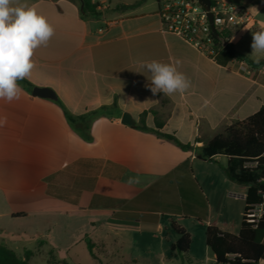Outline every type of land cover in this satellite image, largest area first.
Returning <instances> with one entry per match:
<instances>
[{
	"label": "crops",
	"instance_id": "crops-1",
	"mask_svg": "<svg viewBox=\"0 0 264 264\" xmlns=\"http://www.w3.org/2000/svg\"><path fill=\"white\" fill-rule=\"evenodd\" d=\"M223 1L246 8L253 17L251 30L238 32L232 41L241 59L226 65L164 33L158 0H92L98 4L96 17L82 15L81 0H26L55 29L47 46L35 50V68L27 79L52 88L59 103L25 89L18 101L0 100V117L7 118L0 127V238H14L5 245L17 248L20 235L32 230L31 221L82 218L95 228L99 215L106 216L111 229L157 224L168 216L192 237L185 220L202 222L205 230L216 225L238 233L236 205L247 187L227 177V158L201 160L195 151L134 127L147 111L148 127L160 120L161 131L200 147L264 106V53L251 54L252 32L264 23V0ZM257 57L263 63L253 65ZM151 60H180L178 70L191 87L153 96L145 87L147 73L136 72L139 62ZM62 106L76 115L106 108L107 115L91 125L92 142L71 128ZM124 112L132 115L134 125L121 122ZM186 164L206 200L201 221L185 213L181 200L179 177L186 181L181 168ZM170 172L175 177L164 182ZM129 178L134 182L128 183ZM172 197H177L179 211L173 210ZM186 198L192 208L193 200H200L187 191ZM80 236L92 241L87 232ZM211 255L206 259L215 261Z\"/></svg>",
	"mask_w": 264,
	"mask_h": 264
},
{
	"label": "trees",
	"instance_id": "trees-1",
	"mask_svg": "<svg viewBox=\"0 0 264 264\" xmlns=\"http://www.w3.org/2000/svg\"><path fill=\"white\" fill-rule=\"evenodd\" d=\"M216 1L211 0V3L214 4ZM81 2L83 3L81 11L83 16H98L97 3H92V0H81ZM214 32V38L219 44L215 61L226 65L233 59H241L234 48V44L226 40L231 36V33H220L216 30ZM262 63H253V65H260ZM19 83L23 89L32 92L34 85L28 79ZM56 102L59 103L58 100ZM62 109L71 128L86 142L93 141L91 135L93 121L107 115L105 107L93 109L80 115L71 113L63 106ZM147 113L146 111L140 115L139 122L134 125L135 128L152 132L158 137L174 143L184 151H195L196 156L201 160H212L215 156L219 155L225 156L227 164L223 169L227 177L231 181L247 187L244 197L245 205L238 233L222 231L216 225H208L206 227L205 242L213 254L216 263L259 264L260 261H264V212L257 224L251 221L249 217L250 212L256 206L261 204L264 206V106L250 117L228 126L221 135H217L204 142L200 147H195L191 143H183L175 135L161 131L163 122L160 120L156 121L155 128L148 127L145 122ZM181 168L187 174L186 181L179 177V181H181V200L185 213H194L196 219L201 221L205 215L206 200L197 180L192 176L189 165H183ZM174 177L175 173L170 172L162 180L166 182ZM171 188L175 189V186ZM186 191L200 196V200H193L196 205L194 208L189 206L190 200L186 198ZM171 203L173 210L179 211L177 197L174 199L172 197ZM170 227L177 235L176 241L170 246L171 256H183L187 254L192 245L191 234L177 221L171 220ZM85 243L90 255L95 258L94 243L89 239H85ZM30 256V251H26L23 257H20L7 245L0 244V264H29ZM62 264L69 263L64 262Z\"/></svg>",
	"mask_w": 264,
	"mask_h": 264
},
{
	"label": "rangeland",
	"instance_id": "rangeland-1",
	"mask_svg": "<svg viewBox=\"0 0 264 264\" xmlns=\"http://www.w3.org/2000/svg\"><path fill=\"white\" fill-rule=\"evenodd\" d=\"M225 161V159H224ZM236 205L238 225L242 219L244 200L240 197ZM95 228L85 219L70 222L39 223L31 221V231L22 233L17 248L20 257L31 252L29 264H216L205 243V224L185 220L183 223L192 231V246L188 256H171L170 246L177 235L171 229L168 216L159 223H134L111 229L105 215H99ZM36 230V231H34ZM83 232L89 233L95 243V258L90 255L86 243L81 240ZM5 237L7 231L2 233ZM13 236V233H10ZM14 241L0 238V244ZM10 245V244H8Z\"/></svg>",
	"mask_w": 264,
	"mask_h": 264
},
{
	"label": "clouds",
	"instance_id": "clouds-1",
	"mask_svg": "<svg viewBox=\"0 0 264 264\" xmlns=\"http://www.w3.org/2000/svg\"><path fill=\"white\" fill-rule=\"evenodd\" d=\"M257 10V9H256ZM245 31L251 30L247 26ZM55 35V29L35 6L26 0H0V100L12 103L21 99L23 88L20 81L31 77L35 68L34 53L41 46H47ZM236 39L231 37V41ZM251 54L264 53V23L252 32ZM259 62V57L256 58ZM181 63H163L157 60L139 62L137 73L145 75L146 84L153 96H172L184 93L191 87L190 79L178 70ZM7 118L0 117V127L6 125ZM134 179L129 178L128 183Z\"/></svg>",
	"mask_w": 264,
	"mask_h": 264
},
{
	"label": "built area",
	"instance_id": "built-area-1",
	"mask_svg": "<svg viewBox=\"0 0 264 264\" xmlns=\"http://www.w3.org/2000/svg\"><path fill=\"white\" fill-rule=\"evenodd\" d=\"M161 30L173 34L215 60L219 44L214 30L231 33L230 39L253 22L252 14L239 5L217 0L206 10L198 0H158ZM212 15V24L209 20ZM213 25V26H212ZM264 212L263 204L256 206L249 214L251 221L259 222Z\"/></svg>",
	"mask_w": 264,
	"mask_h": 264
},
{
	"label": "water",
	"instance_id": "water-1",
	"mask_svg": "<svg viewBox=\"0 0 264 264\" xmlns=\"http://www.w3.org/2000/svg\"><path fill=\"white\" fill-rule=\"evenodd\" d=\"M198 2L206 9L209 10L211 7V0H198ZM81 8H83V3L81 5ZM209 20L212 24V15L209 12ZM213 26V25H212ZM32 94L34 96L42 97V98H48L52 100L57 99V95L55 91L50 87H42V86H34L32 89ZM121 122L126 125H134V119L132 115L128 112H124L121 116Z\"/></svg>",
	"mask_w": 264,
	"mask_h": 264
}]
</instances>
